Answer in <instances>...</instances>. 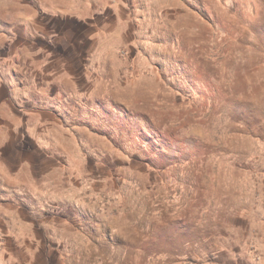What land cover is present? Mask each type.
Listing matches in <instances>:
<instances>
[{"label":"rangeland","instance_id":"374dc122","mask_svg":"<svg viewBox=\"0 0 264 264\" xmlns=\"http://www.w3.org/2000/svg\"><path fill=\"white\" fill-rule=\"evenodd\" d=\"M0 264H264V0H0Z\"/></svg>","mask_w":264,"mask_h":264},{"label":"bare ground","instance_id":"6f19581e","mask_svg":"<svg viewBox=\"0 0 264 264\" xmlns=\"http://www.w3.org/2000/svg\"><path fill=\"white\" fill-rule=\"evenodd\" d=\"M4 9H5V7H4Z\"/></svg>","mask_w":264,"mask_h":264}]
</instances>
